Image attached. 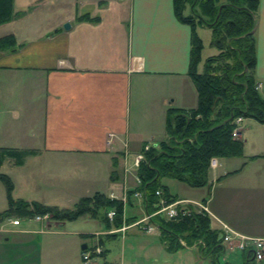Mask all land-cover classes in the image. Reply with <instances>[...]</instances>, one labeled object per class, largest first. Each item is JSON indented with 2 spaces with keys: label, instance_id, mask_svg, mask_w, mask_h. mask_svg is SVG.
Here are the masks:
<instances>
[{
  "label": "crops",
  "instance_id": "0c3cea01",
  "mask_svg": "<svg viewBox=\"0 0 264 264\" xmlns=\"http://www.w3.org/2000/svg\"><path fill=\"white\" fill-rule=\"evenodd\" d=\"M256 1L253 76L264 98V0ZM11 10V21L0 25V38L11 35L17 47L0 52V149L31 153L20 166H0L11 198L70 210L98 193L121 201L122 210L118 228L86 217H3L0 183V264H83L91 239L101 254L90 264H207L194 245L180 241L184 247L167 252L156 227L146 233L131 226L147 215L138 192L126 204L138 184L135 156L164 140L167 111L197 104L187 74L190 29L175 19L172 0H12ZM205 59L201 54L197 72ZM238 127L241 156L211 158L205 187L183 184L192 198L161 182L175 202L200 204L219 239H264V125L241 119ZM222 254L227 264L249 256Z\"/></svg>",
  "mask_w": 264,
  "mask_h": 264
},
{
  "label": "trees",
  "instance_id": "16d2710c",
  "mask_svg": "<svg viewBox=\"0 0 264 264\" xmlns=\"http://www.w3.org/2000/svg\"><path fill=\"white\" fill-rule=\"evenodd\" d=\"M12 0H0V25L12 19ZM222 6L217 18V9ZM257 8L256 0H172L175 19L190 29L189 64L187 74L197 94L196 108L188 111L169 110L165 115L163 141L151 146L143 154L135 175L138 184L126 195V204L131 206L133 192L141 195L145 214L158 210L159 197L166 204L177 200L168 193L161 180H173L193 189L208 184V162L211 158H234L241 156V143L231 138L236 118L252 119L264 125V98L256 90L253 76L255 56L252 30ZM187 14L184 15V11ZM209 30V47L215 54L207 57L202 70L197 72L202 50L196 28ZM11 35L0 38V52L16 50ZM30 152L0 149V166L11 160L20 166ZM6 210L3 217L14 216L32 219L47 216L51 221L73 222L80 218L97 220L107 227L118 228L121 224V201L95 193L80 198L70 210L57 209L35 202L14 201L11 198L12 184L7 176L0 174ZM158 191L160 196H156ZM188 215L175 220H165L153 215L149 222L160 232L167 252L180 249L179 241L186 247L195 246L200 258L207 264L221 262L220 239L217 230L210 228V219L205 213H196L189 208ZM113 212L111 220L106 218ZM129 217L126 223L134 220ZM245 264H253L247 257Z\"/></svg>",
  "mask_w": 264,
  "mask_h": 264
},
{
  "label": "built area",
  "instance_id": "2783aa9c",
  "mask_svg": "<svg viewBox=\"0 0 264 264\" xmlns=\"http://www.w3.org/2000/svg\"><path fill=\"white\" fill-rule=\"evenodd\" d=\"M241 118H236L234 120V127L231 131V138L235 139L238 135V124L240 123ZM107 139V144H108ZM150 146L146 145L142 148L141 152L135 156L133 161V167L137 168L138 164L143 160V154L148 151ZM209 168H214L215 163L213 159H210L208 162ZM139 193H136L135 196L139 197ZM156 196H160V193L158 191L155 192ZM189 205L193 207L199 208V212L206 213L205 209L200 204H191L187 202H173L166 204L163 199L159 197L158 199V210L155 211L152 215H146L142 219L135 221L131 226L137 227L138 229L142 230L143 232H151L152 229L155 228L154 225H152L149 222V219L153 215H161L164 217L165 220H175L179 216H185L188 215L190 212V209L182 206V205ZM113 212L109 211L106 213V218L108 220H111L113 217ZM47 218V216H35L33 217V220L35 222L43 221ZM18 224V221H12L11 225L16 226ZM121 231L123 229H120ZM116 231H108L107 234L114 233ZM179 245L181 247H184V244L179 241ZM220 246L222 248V251L225 253H232V252H238V253H247L250 257V260L253 264H259L261 260L264 257V239H248L243 237H238L235 235L230 234H224L221 236L220 239ZM101 254V249L98 247L97 243H94V241L91 239L85 247L84 251L81 254V261L83 264H90L91 260L95 257H98Z\"/></svg>",
  "mask_w": 264,
  "mask_h": 264
},
{
  "label": "rangeland",
  "instance_id": "374dc122",
  "mask_svg": "<svg viewBox=\"0 0 264 264\" xmlns=\"http://www.w3.org/2000/svg\"><path fill=\"white\" fill-rule=\"evenodd\" d=\"M197 35L199 36V39L201 41V45L203 46V52L201 53L202 54V58H207V56H209V55H214L215 52H216L215 49L208 46V42H209V39H210L209 30L206 29V28H197ZM109 142L110 141L108 140V144H106L107 146L110 144ZM149 146L151 147V145H149ZM166 183H169V185L171 186L173 192H175L179 196H182V197H191L192 198V196H193L192 194L189 193L188 195H186L187 193H186V190H185L183 184H180V183L175 182L173 180L166 181ZM179 202H181V201H179ZM191 204H193V202H191ZM68 208H70V206ZM84 228H86L87 230H91L90 227H87L85 225H84ZM185 252H188V251H185ZM187 255L189 257L190 256V252H188ZM225 256L226 255L222 254L221 257H219V259L221 260V262L225 260ZM263 259H264V257H263Z\"/></svg>",
  "mask_w": 264,
  "mask_h": 264
},
{
  "label": "water",
  "instance_id": "95a60500",
  "mask_svg": "<svg viewBox=\"0 0 264 264\" xmlns=\"http://www.w3.org/2000/svg\"><path fill=\"white\" fill-rule=\"evenodd\" d=\"M221 8H222V6H219V7H218V9H217V14H216V17H215V18L218 17ZM62 29H63V30H67V29H68V25H67V24L63 25ZM83 248H84V247L82 246L81 249H83Z\"/></svg>",
  "mask_w": 264,
  "mask_h": 264
}]
</instances>
